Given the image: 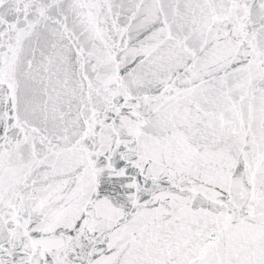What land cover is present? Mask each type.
Instances as JSON below:
<instances>
[{
  "label": "snow or ice",
  "instance_id": "obj_1",
  "mask_svg": "<svg viewBox=\"0 0 264 264\" xmlns=\"http://www.w3.org/2000/svg\"><path fill=\"white\" fill-rule=\"evenodd\" d=\"M0 264H264V0H0Z\"/></svg>",
  "mask_w": 264,
  "mask_h": 264
}]
</instances>
